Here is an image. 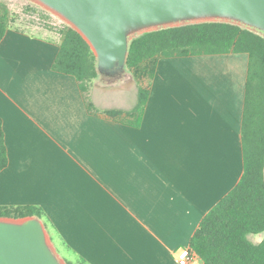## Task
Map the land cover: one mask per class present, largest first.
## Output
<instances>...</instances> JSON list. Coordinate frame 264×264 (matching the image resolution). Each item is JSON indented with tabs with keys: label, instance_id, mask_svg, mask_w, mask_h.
Instances as JSON below:
<instances>
[{
	"label": "crops",
	"instance_id": "1",
	"mask_svg": "<svg viewBox=\"0 0 264 264\" xmlns=\"http://www.w3.org/2000/svg\"><path fill=\"white\" fill-rule=\"evenodd\" d=\"M60 31L8 25L0 41L8 158L0 205L39 207L67 261L176 264L175 252L242 176L248 55L159 58L141 83L148 96L136 125L124 112L137 85L124 76L98 71L86 95L98 111L89 112L75 77L51 68ZM112 108L123 114L101 112ZM188 264L203 263L193 253Z\"/></svg>",
	"mask_w": 264,
	"mask_h": 264
},
{
	"label": "trees",
	"instance_id": "2",
	"mask_svg": "<svg viewBox=\"0 0 264 264\" xmlns=\"http://www.w3.org/2000/svg\"><path fill=\"white\" fill-rule=\"evenodd\" d=\"M10 18L0 5V41ZM54 71L77 80L89 112L98 111L87 100L90 82L98 76L97 58L88 42L69 25L60 31ZM243 52L248 55L241 122L243 173L235 186L202 217L189 240V249L203 264H264V237L257 243L249 234L264 232V32L232 22L188 23L144 32L128 42L125 67L137 82L135 105L124 112L138 125L147 101L148 87L161 57ZM107 117L123 114L104 109ZM7 149L0 119V172L7 166ZM42 217L32 205H0V217ZM67 264H84L66 261Z\"/></svg>",
	"mask_w": 264,
	"mask_h": 264
},
{
	"label": "water",
	"instance_id": "3",
	"mask_svg": "<svg viewBox=\"0 0 264 264\" xmlns=\"http://www.w3.org/2000/svg\"><path fill=\"white\" fill-rule=\"evenodd\" d=\"M79 32L99 72L121 78L129 40L188 23L232 22L264 32V0H32ZM38 217H0V264H63Z\"/></svg>",
	"mask_w": 264,
	"mask_h": 264
},
{
	"label": "rangeland",
	"instance_id": "4",
	"mask_svg": "<svg viewBox=\"0 0 264 264\" xmlns=\"http://www.w3.org/2000/svg\"><path fill=\"white\" fill-rule=\"evenodd\" d=\"M0 5L6 8L8 12L10 18L8 25H13L18 29L34 33L37 36H50L51 32L57 35L59 30L68 25L60 17L32 0H0ZM123 76L125 77V83L131 84L133 87L137 85L136 79L131 76V72L126 67H124ZM131 85L129 86L131 87ZM263 237L264 232L248 235V238L255 243L259 242ZM50 244L61 262L67 264V258L55 248L53 242L50 241Z\"/></svg>",
	"mask_w": 264,
	"mask_h": 264
},
{
	"label": "built area",
	"instance_id": "5",
	"mask_svg": "<svg viewBox=\"0 0 264 264\" xmlns=\"http://www.w3.org/2000/svg\"><path fill=\"white\" fill-rule=\"evenodd\" d=\"M193 252L190 251L189 247L181 248L175 252L176 264H188Z\"/></svg>",
	"mask_w": 264,
	"mask_h": 264
}]
</instances>
